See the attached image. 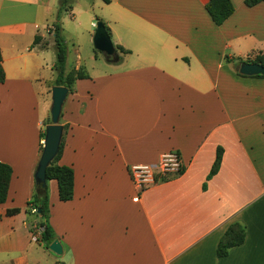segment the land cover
Listing matches in <instances>:
<instances>
[{"label": "crops", "instance_id": "1", "mask_svg": "<svg viewBox=\"0 0 264 264\" xmlns=\"http://www.w3.org/2000/svg\"><path fill=\"white\" fill-rule=\"evenodd\" d=\"M231 1L234 14L216 26L209 0H109L100 20L129 53L104 56L107 72L91 76L80 47L74 66L67 50L66 71L83 67L90 79L76 82L60 120L59 164L74 169V198L61 202L49 182L57 255L28 207L56 86V12L51 0H0V162L13 170L0 264H264V78L236 72V59L264 54V2ZM172 152L184 174L139 191L131 169ZM236 222L245 242L220 258Z\"/></svg>", "mask_w": 264, "mask_h": 264}, {"label": "trees", "instance_id": "2", "mask_svg": "<svg viewBox=\"0 0 264 264\" xmlns=\"http://www.w3.org/2000/svg\"><path fill=\"white\" fill-rule=\"evenodd\" d=\"M71 0H62L59 13H58V22L56 23L53 33L54 41L56 45V62L54 65V70L56 72V86H63L68 88L70 93H74L75 85L78 80H87L90 79V76L85 68H80L78 70H73L71 72L66 71L67 64V47L65 44L64 37L62 35V27L60 24V17L63 12L72 10ZM106 3L109 0H104ZM264 0H245V5L247 7H254ZM206 10L210 15L212 21L216 26H222L235 12L234 5L231 0H209L206 5ZM107 28V27H106ZM108 32L109 29L107 28ZM40 37H36L35 44L40 41ZM122 54H128L129 51H126L122 47H117ZM247 63H256L264 66V54L258 55L256 58L248 61H245L241 58L236 59V65L239 67L240 64ZM237 67V68H238ZM238 75L239 72L236 71ZM242 76V75H240ZM257 78H264L262 76H255ZM6 80V74L3 67V57L0 50V84H3ZM67 128V127H66ZM42 138L45 139V133L42 134ZM64 144H61L60 151L55 160L51 163L47 169V184L45 187L37 185L35 181V191L32 199L28 202L29 210L32 211L36 209L35 213L40 218V226L43 228L42 232V241L49 246L54 241H56L57 236L52 229L49 218H50V197H49V182L55 180L58 183L59 189V198L61 202H69L74 198V169L69 166H62L59 164L61 155L63 152ZM43 152V147H42ZM223 157V150L218 149L216 160L214 166L211 170V173L208 179H211L220 169L221 162ZM185 172V167L180 170V172L173 176H164L160 173L154 176L155 182H167L173 180ZM13 170L12 168L4 163L0 162V205L6 203L8 198V192L10 187V182L12 179ZM40 210V213L38 211ZM20 209L9 210L7 214L9 216L16 215L20 213ZM2 215L0 214V220ZM246 239V228L240 223L231 224L223 235L222 239L219 242L217 248L218 257L222 258L228 255L229 251L235 247L241 246L244 244Z\"/></svg>", "mask_w": 264, "mask_h": 264}, {"label": "rangeland", "instance_id": "3", "mask_svg": "<svg viewBox=\"0 0 264 264\" xmlns=\"http://www.w3.org/2000/svg\"><path fill=\"white\" fill-rule=\"evenodd\" d=\"M61 1L62 0H51L55 8L54 12L56 13L54 14L56 17H58ZM104 2V0H71L70 4L72 10L70 11H73L75 18H72L73 16L70 11L63 12L60 17L61 27L62 29L64 28L62 35L66 41L65 44L69 54L68 66L75 65L76 55L74 50L79 46L83 56V63L91 76H98L108 70V67L104 62V55L95 49L93 42L96 32V27H93V23L96 26L98 22L102 21L100 19L104 18V14L107 13L106 9L103 7ZM57 8L58 12L56 11ZM90 16L93 18L92 21H90ZM56 20L58 22V18H54V21ZM52 23V20H49V22L45 21L42 25V30L40 31L43 36L48 39L50 38V35L46 32V26L51 25ZM50 55L53 56V59L56 62V49L52 48L50 50ZM95 56L97 59H95ZM256 57L257 56H250L249 59L252 60ZM245 61H248V59H245ZM237 67L238 66L236 65V68ZM54 73L56 72L54 71ZM151 169L154 174H157L161 171V165L151 167L150 170ZM173 175L174 173H170L168 177Z\"/></svg>", "mask_w": 264, "mask_h": 264}, {"label": "water", "instance_id": "4", "mask_svg": "<svg viewBox=\"0 0 264 264\" xmlns=\"http://www.w3.org/2000/svg\"><path fill=\"white\" fill-rule=\"evenodd\" d=\"M95 49L101 52L109 62H118L119 54L113 44L112 38L104 24L100 21L96 25L94 35ZM239 74L247 77L264 75V66L256 63L244 62L239 66ZM69 90L63 86L52 87L51 118L46 126L43 152L35 174L37 185L45 187L47 184V169L58 156L64 135V127L60 124L64 103L68 97ZM40 213V210L38 211ZM50 250L57 255L63 253L62 246L58 240L50 245Z\"/></svg>", "mask_w": 264, "mask_h": 264}, {"label": "built area", "instance_id": "5", "mask_svg": "<svg viewBox=\"0 0 264 264\" xmlns=\"http://www.w3.org/2000/svg\"><path fill=\"white\" fill-rule=\"evenodd\" d=\"M160 165L161 171H159L158 173H160L162 177L168 176L170 173H174V175H176L183 168L180 155L176 152H172L168 155L163 156L157 166ZM150 168V166L133 167L130 171L134 185L139 191H144L146 188L150 187V185L157 183L154 179V176L156 174H154L152 169L150 170ZM32 212L36 213L37 210L33 209Z\"/></svg>", "mask_w": 264, "mask_h": 264}]
</instances>
